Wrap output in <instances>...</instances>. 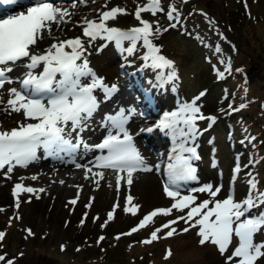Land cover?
<instances>
[{"label":"rangeland","instance_id":"obj_1","mask_svg":"<svg viewBox=\"0 0 264 264\" xmlns=\"http://www.w3.org/2000/svg\"><path fill=\"white\" fill-rule=\"evenodd\" d=\"M103 1L104 3L99 8H104V6L115 8V15L113 14L108 22L109 25L138 26L145 29L149 35V37H145L140 34L139 36L143 37V40L140 38L137 42L132 37H126L124 39L123 57L116 58L113 56V48L112 46L108 47V45L101 52H95V56L84 58V61L91 66L92 71H96L98 75L109 82H123L122 85H124L125 75L120 74V59L131 62L143 60L146 69L158 73L161 80L167 81L166 85L170 88L169 94L177 98L176 101L189 98L198 87L207 83L200 79L205 73V62H203L202 55L215 52L217 56H213V59L220 64L228 60V65L226 63L221 68L231 66L230 62L236 58V53L239 50V38L237 30H234V24L239 26L240 31L246 35L242 39V48L244 49L240 47L244 53L238 54L236 58L240 63L239 65L244 67L247 64L249 53H252L258 60L264 61V10L259 1L253 2L255 9H252L248 4L251 0H175L177 4L168 8L163 6V0H159L155 10L144 9L139 14L133 12V7L136 4L143 7V0ZM201 1L207 4L208 7L206 8L209 12L201 11V7H204ZM63 9L66 11V8L63 7L56 8V11L61 12ZM112 9L109 10L112 11ZM99 11L97 9L91 16L98 17ZM63 15V13H59L54 19L77 23L68 19L65 20L66 16ZM46 27L45 25L42 29H47ZM79 27L69 29L66 33L68 35L79 33ZM167 29L172 32L179 29L189 33L190 36H185L186 33H184L180 37V41L172 45L170 37L175 34L166 32L164 36L158 37ZM192 37L197 42L192 41ZM165 43L168 44L167 48L162 46ZM85 46H89L92 51L95 49L94 45ZM165 52L168 53V57L172 61L168 59ZM160 56L165 57V63L159 65L158 57ZM262 69L264 70V66ZM177 70L180 73L181 81L184 83L179 82ZM234 74L241 76L244 71L235 69ZM88 76L91 78V74ZM235 78L231 79L232 82L235 81ZM188 85L191 86L190 89ZM209 86L210 90L208 93L206 92L207 95L204 98L215 96L212 91L213 85L210 83ZM251 86H255L258 93L254 94L258 96L255 97L250 93L248 98H264L262 81L254 85L251 83ZM122 87L124 91H128L125 86ZM111 101L113 100L111 99ZM197 102L202 108L203 100L201 105L200 99ZM261 104L264 105V101H261ZM190 107L191 105L187 104L184 111ZM14 110V107L7 105L4 113L0 115L1 131H14V128L20 127L21 124L30 120V118L22 119L19 112H14ZM89 123H84L85 125L83 124L81 129L79 128L81 133L88 130L89 125H92L90 121ZM214 144L215 142H211L210 135L207 134L203 141L206 154L199 161L203 179H211L213 182L221 179L225 182L230 172V160L226 167L222 166L220 157L213 164L209 158L215 154L212 151ZM205 165L207 166L206 169ZM17 169H12L9 163L0 166V217H5V222L14 224L17 229L18 243L16 246L21 245L26 239L29 241L37 240V246L34 245L33 249L30 250L31 255L36 253L41 257L48 248L53 247L54 250L60 251L66 245L69 246L71 242L69 243L70 235L67 233V228L69 226V230H73L75 223L72 224L71 220L78 221L86 214V210L95 212V216L92 217L94 224L92 234L94 238H100L104 232L101 229L96 233L97 228L107 224L108 221H112L114 219L113 214H119L121 219L119 221L123 228L129 224L128 218L133 221L141 211L151 210L152 206L157 204L160 209H153L152 217L146 222L149 224L145 228V237H157L186 226L192 228L196 236L187 235L184 237L179 235L163 251L166 254L162 253L161 250H154V256L157 259L155 264H264V225L258 234L254 232L252 242L245 245L240 241L238 233L235 232L237 230L232 229L230 223L220 220L214 211L208 219L202 217L203 211L206 208H211L214 201H209L197 210H191L188 203L176 202L175 197L163 189L158 177L155 179L156 183L149 181L146 183L147 185L143 186L138 182V179H135V182L123 184L121 188H117L108 179L104 185L100 184V180H91L90 177L88 181L83 179L72 180L75 178L73 174L76 171L73 173L69 171L68 173L60 172L54 176L48 174L45 180L42 175H40L41 177H29L28 180L24 177L25 173ZM259 170L264 172V152L260 156ZM256 183L259 185L260 178L256 180ZM211 185L214 184L211 183ZM261 185L264 187V178L261 179ZM129 193L132 195V200L127 201ZM222 193L223 188H220L218 190L219 196ZM257 194L263 195L262 190H258ZM219 196L214 199L217 200ZM135 209H138L136 215L131 216V211ZM255 213L256 221L264 214V207ZM67 216H69V220H66ZM135 221L139 227L141 224L138 223V219ZM203 224H207V229L203 227ZM128 230L131 229L128 228L122 232L128 233ZM130 232L131 234L126 235L134 236L137 231ZM119 233L117 232L116 235H120ZM112 237L113 239L116 238V236ZM207 241H209L208 245ZM136 247L139 246H134L131 253L143 252L142 250L139 252L140 247ZM168 250H173V253H167ZM150 253H145L143 255L145 259L140 257V260L134 255V264H141L144 260L150 263L152 260ZM2 254H0V258L4 259L5 256Z\"/></svg>","mask_w":264,"mask_h":264},{"label":"bare ground","instance_id":"obj_2","mask_svg":"<svg viewBox=\"0 0 264 264\" xmlns=\"http://www.w3.org/2000/svg\"><path fill=\"white\" fill-rule=\"evenodd\" d=\"M51 3H52L54 11H56V8L58 9V7H61V8L66 7V11H64V9H63L61 11V13H65L66 18H68V20L75 21L77 23L73 24L74 22L71 23V22H66L63 20H61V21H55L54 20V21L50 22V25L47 29H42L41 25H43L42 21L44 20V18L41 19V21L38 23V28H41V29H39V31L38 30L36 31V34H37L40 42L36 41V44L32 45L33 50H31V51L36 52L34 54H38L39 58L36 62H34L31 58H30L31 61L29 59H27V60H25L24 65L22 64L23 61L22 62L18 61V63H20V64H19V67L17 68V70L13 71L14 68H12V70L9 71L10 73L14 72L15 74H17V78H14L10 82H6L0 88V115H2L4 113V110L6 109L7 105H10V107L15 108L14 112H19L22 119L37 117V115H39V114H42L44 116L43 119H45V116H47V117L50 116V119L55 120L57 122V124L59 123L58 124L59 129L64 130L66 133H68V135H72L71 138H73V139H76V137L79 138L78 144L82 145L81 148L85 147V152L81 153L79 155V157L74 158V160L73 159H71V160H67V159H54V160H52V159H50L49 160V159H43V158H41V159H35L34 158L30 161H23L20 159L19 153H20V142L23 143L25 141V139L22 137L16 138V137H13L11 134H6L3 132L0 133V162L2 164L9 163L10 167L12 169H15V168L20 169L21 172L25 173L24 177H26L28 180H29V177L30 178H33V176L39 177L40 175L44 176L43 179L45 180L47 178L48 174H52L51 176H54V174H57L60 172H63V173L67 172L68 173V171L70 172L73 169L75 170L76 168H73V166H72L75 163H79V162L88 163V162L92 161L93 158L90 157L91 152L97 150L99 147V145H98V141H99L98 140V134L100 135L101 133H104V132L106 133V131H107L105 128L106 126H104V125L102 126L99 124L98 117H91L90 122L92 125L91 126L89 125L88 130H85L83 133H81L82 131L81 132H79V131L74 132V130H71V129L69 131L66 128L69 124L70 119L68 120L67 116L63 117V114L59 111V109H57L54 105H52V103L50 104L48 101L45 102L44 105H42V110L39 109V105H41V104H37L36 109H35L34 113L32 114V113L28 112V109H27L28 106L26 107V105L28 103V101H26V99L22 98V99L18 100L17 98L12 97L13 96L12 90L18 86V76L23 75V76L32 77L36 71L37 72L39 71V70H37V66L39 64H42V62H44L45 60L49 59V57L45 53V51L48 49H52V45H51L52 39H58L57 43H61L62 45L65 44L66 48L68 50H71V51L78 50L79 48L84 49V54L82 55V57L76 56L75 61H76L77 67L81 65V60L83 58H85V57L91 58V57L95 56L94 50L90 51L89 46H87L88 48L86 46H84V47L81 46V43H83L82 40H85L86 38L91 37V35H87L85 33L78 34L79 35V42L76 43V42L68 39L69 35L66 32L69 29L77 28L79 26V24L84 19L92 18L93 17V16H91L92 13L95 12L97 9H99V7L101 6V4L104 3V1L103 0H75V1L71 2L69 0H66L64 2H61L58 0H51ZM68 7L71 8V11L69 13L67 12ZM112 17L113 16L111 13L109 15H107L106 17H104V26L103 25L100 26L102 30L105 27V23L109 22ZM87 51H89V53L86 56L85 53ZM26 74H28V75H26ZM70 81L73 82V79L71 78ZM81 86L84 89H90V91H88V97L93 98V95H92V93H93L97 98H100V96L96 94L95 89L92 88L90 85H84V86L81 85ZM122 86L123 85L119 84V88H116L117 93H119V95H118L119 98H134V96L129 91H124L123 90L124 88ZM120 88H122V92H121ZM131 91L133 93H136L133 90H131ZM137 95H138V93H137ZM139 97L145 98L140 94H139ZM110 98L113 101H111V99L109 101L104 100L103 103L108 104L109 106L113 105V108L116 109V111H117V108H121V109L127 108V106L124 105V103L116 102L114 97L111 96ZM116 98H118V97H116ZM114 102H115V104H111ZM43 119H40L41 121H38L36 123V126L38 128H43V126H44V120ZM141 121H142V119L140 117H138L135 114L132 115L130 113L128 120L124 124L126 127L129 126L132 129H137V126H139ZM141 136L142 137L140 139V142L138 140V137H135V136L134 137L139 142L138 148L139 149L143 148V152L146 153L147 159H149L151 153L148 149H145V142L147 141V139L150 140V136L147 137L144 134V132H141ZM151 141L155 144V141H153V140H151ZM152 146L154 147V145H152ZM155 148L158 149L157 146H155ZM76 152H79V150H74V149L70 148V153L75 155ZM92 167L95 171L92 175H90L91 180H92V178H94L93 176L95 175L96 176L95 179L100 180L101 181L100 184L104 185V184H106L105 183L106 179H108V180L111 179L112 174H110L109 168H105V166H99L98 167L94 163H93ZM96 170H98V172ZM81 172H82V170L76 171V173L73 174V176L75 178H73L72 180H78V179H80V180L83 179V180H87V181L90 180L89 177H84ZM107 172H108V174H107ZM133 176H134L133 181L135 179H138V182H140L143 186L147 182L149 183V181L151 183L155 182V179L157 177V175L155 173V168L153 166L144 167L143 169H134L132 174H131V177H133ZM121 186H123V185H121ZM140 190H142V189H140Z\"/></svg>","mask_w":264,"mask_h":264},{"label":"trees","instance_id":"obj_3","mask_svg":"<svg viewBox=\"0 0 264 264\" xmlns=\"http://www.w3.org/2000/svg\"><path fill=\"white\" fill-rule=\"evenodd\" d=\"M173 1L174 0H164V3L165 5H171L173 4ZM258 1L263 5L262 8L264 10V0H251L249 5L252 9H255L253 2L255 3ZM201 3L204 4L203 8L207 9V4L203 1H201ZM233 27L234 30H237V36L239 38L238 54L240 55L244 53V51H241L240 49L242 48V39L245 38L246 35L240 31L239 26H236V24H234ZM174 34V36H171V39H173L172 45L180 41V37L184 35L177 31L174 32ZM192 41H195V39L192 38ZM248 57L249 61L244 65L246 70V79L244 81L235 80L232 82L229 77L230 74L226 77L227 79L218 82L212 77L213 74L210 71V68L207 69V73L210 76V82L213 85L212 91L216 96L213 98H218L221 95L222 84H226L225 86L227 89H232L236 100H246L250 93L255 97L258 96L254 94L258 92L256 91L255 86H251V83L254 85L262 81L264 86V70L262 69L264 61L258 60L252 53H249ZM238 64L239 61L234 64L233 68L239 67L237 66ZM200 79L203 80L201 77ZM239 79L243 80V78ZM252 99L253 101L249 100L241 109L236 110L232 114L233 118L231 117V119L237 122L239 118L242 117L249 119V126L255 130L256 140H259L260 134L264 133V106L260 105V102L264 101V98L259 97ZM226 122L227 118L221 119V121L218 122V130H222V127L223 125H226ZM33 222L36 221L33 220ZM91 224L92 217L89 214L85 215L83 222L78 227L73 228V230H69V226L67 228V233L70 235L69 243L71 242L72 245L70 243L69 246L64 247L60 251L54 250L53 247H51V249L48 248L44 251V255L42 254L43 256L40 257L36 253L32 255L30 253V250L33 249L34 245L37 246V240L33 239V241H29L26 239L21 245L16 246L18 243L17 229L14 224H8L5 222V217H0V254L3 253L2 255L5 256L4 259L0 258V264H134L135 260L131 258L130 251L131 248H134V246L137 245L140 247V252L142 249L140 245H126V238L123 235H121L117 241L111 242V244L108 243V240H96L92 236L94 228H91ZM119 225L118 221L114 220V222L111 223V226H113L111 228H119ZM179 235L185 237L191 235V233L186 231H181L179 233L173 232L166 237L154 240L149 246L153 248L152 250H162L165 243L167 244L175 241ZM127 247H130V249ZM150 247H143V249L147 250ZM142 264H145L144 261H142Z\"/></svg>","mask_w":264,"mask_h":264}]
</instances>
